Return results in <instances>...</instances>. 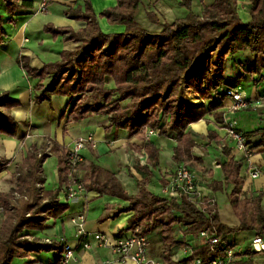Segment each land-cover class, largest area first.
<instances>
[{
  "label": "trees",
  "instance_id": "1",
  "mask_svg": "<svg viewBox=\"0 0 264 264\" xmlns=\"http://www.w3.org/2000/svg\"><path fill=\"white\" fill-rule=\"evenodd\" d=\"M0 1L4 7L3 14L0 13L1 44L4 27L15 25L21 11H27L23 15H32L35 8L33 2ZM251 1L252 19L244 24L238 16L237 0H212L210 5L204 6L201 15L194 13L192 0H181L188 15L171 25L165 24L159 33H151L136 20L141 0H117L116 7L99 17L107 19L111 25L125 26V32L109 35L102 32L98 17L86 2V13L77 16L87 22L84 30L73 32L45 27L46 33L66 35L69 41L80 43L74 51L62 52L60 62L45 64L41 70L33 69L25 58L21 59L26 75L39 80L33 102H50L53 96L73 100L81 96L71 107L68 120L78 123L91 116L108 117L110 128L126 130L128 137L141 140L147 138L148 130L159 131L163 137L177 139L174 160L187 165L186 157H191L194 146L192 135L187 132L190 125L204 120L212 112L217 123H224L220 110L224 101L231 98L230 92L241 89V85L254 76H264V0ZM239 53L247 57L245 70L228 71V63ZM112 83L113 87L109 88ZM185 89L193 92L198 102L188 99ZM89 94L94 96L91 102ZM12 106H19V102L9 93L0 95V135L16 137L19 133V124L5 114ZM241 135L245 142L259 136L256 147L264 146V130ZM208 137L219 142L214 132H209ZM41 148L36 144L30 146L27 156L17 165L16 187L9 193H0L5 216L0 228V264H13L15 259L28 258L30 253L56 249L54 243H39L28 235L22 236L27 231H43L48 221L59 219L68 210V205L59 201V194L67 184V150L55 142L51 143L50 153ZM145 151L148 164L156 168L160 150L154 142L148 141ZM231 151L227 145L223 147L225 156L229 157ZM50 154L58 158L59 186L55 190L44 187L43 166ZM0 162L1 165L9 163L2 159ZM242 166L234 160L221 166L224 184L233 186L228 200L241 222L233 229L221 223L217 208L207 202L198 207L186 197L163 198L149 192L143 184L139 185L138 194L128 195L114 174L99 166H90L85 186L87 190L128 201L129 208L119 212L133 213L127 232L140 228L143 235L148 236L157 230L165 248L166 264H195L197 260L206 264L214 258L216 250L234 249L228 238L235 233L255 231L264 238V210L257 208L258 200L240 198ZM216 186L221 189L222 184ZM180 225L187 227V233L198 237L203 229L213 227L220 244L202 245L189 257L175 263L171 259L173 251L187 245L176 237L175 231Z\"/></svg>",
  "mask_w": 264,
  "mask_h": 264
},
{
  "label": "crops",
  "instance_id": "2",
  "mask_svg": "<svg viewBox=\"0 0 264 264\" xmlns=\"http://www.w3.org/2000/svg\"><path fill=\"white\" fill-rule=\"evenodd\" d=\"M33 2L34 14H39V19L46 26L54 29H70L73 32L84 30L87 22L77 19L86 13V2L94 14L98 17V24L102 32L109 34H122L125 32L123 25H111L107 19L100 18L104 11L117 6V0H20ZM45 3L46 9L41 11V5ZM212 0H192L193 11L201 15L204 6H208ZM251 0H237V12L240 21L244 24L251 22L249 8ZM3 4L0 1V13L3 14ZM27 11H21L15 25L4 27L5 36L0 44V90L13 88L9 93L11 98L19 102V106L28 109V118L19 124V133L16 137L0 135V160H8L9 163L0 166V193H7L16 187V181L11 179L16 172L17 165L21 164L27 156L32 144L38 147L46 142L47 147L55 142L67 149L71 143L79 138L94 135L96 147H87L83 151L84 162L78 173L81 180L88 183L91 173L90 166L95 165L114 174L128 195H136L139 185L156 196L168 199H179L177 193L169 191L164 193V188L169 184L175 171L181 165L174 160V149L177 146L176 138H166L160 134L141 140L136 137H128L126 130L110 128L108 117L91 116L78 123L67 119V115L74 104V100L65 96H53L50 102L42 104L34 103L35 88L39 83L26 75L21 66V59L35 70L43 69L45 64L61 61V53L74 51L80 43L69 41L66 35L53 36L42 30H33L24 22L32 15H23ZM188 10L181 6V0H141L136 15V20L141 27L151 33H159L165 24H173L176 20L184 19ZM248 64L245 54L239 53L230 62L231 70L244 71ZM233 72V71H231ZM230 72V73H231ZM241 85L248 98L249 107L240 111L231 109L233 102L227 98L220 112L224 114V123H217L214 113L207 115L204 120L190 125V132L194 141L191 149V157H186L187 165L199 174V191L203 201L214 204L218 210L221 223L227 228L233 229L240 226L241 222L235 215L228 194L233 190L232 185L224 184L225 178L221 166L230 160L242 163L240 186V198L256 199L260 210H264V146L256 147L260 137L246 139V145L252 150V155L247 157L242 151L235 148L233 141L228 139V128L233 126L241 134H248L258 130H264V76H254ZM50 78L46 80L47 85ZM17 85H19L17 87ZM21 97V98H18ZM209 132H214L219 142L210 139ZM26 140V137H29ZM26 141V142H25ZM148 141L155 143L160 150L159 164L156 168L148 164V155L145 147ZM231 148L230 156L223 153V147ZM26 148V150H24ZM48 162H53L48 172L45 168ZM55 164V166H54ZM57 158L50 154L44 163L46 182L45 189H56L59 183ZM15 170V171H14ZM258 170L261 175L257 179L251 177V172ZM51 176V181L50 177ZM9 179V180H8ZM215 184H222L217 189ZM88 198L77 199L67 203L64 197L59 196V201L68 205L67 212L57 220L51 219L43 231H27L26 234L39 243L52 240L55 250L51 252L30 253L28 258L19 259L20 264H56L60 256V250L65 246L75 248L76 262L74 264H102L111 261L112 264H134L132 262L119 263L113 252L115 241L122 232L127 233L132 212L120 211L129 208V202L118 197L100 194L97 191L87 190ZM60 194H64L62 191ZM1 209V208H0ZM86 212V230L89 233L88 242L90 249L79 246L75 227L70 219ZM2 217V218H1ZM0 220H3L0 211ZM187 227L180 225L175 234L186 242L185 247L192 251L203 245L197 234L187 233ZM106 236L107 242L99 245L96 235ZM258 234L255 231H242L228 238V243L234 247L235 260L233 264H264V252L256 254L252 250V241ZM150 258L166 264L163 260L165 248L160 241L157 230L148 234ZM173 251L172 261L179 263L184 258L183 248ZM249 252V255L245 253ZM175 256H181L178 261Z\"/></svg>",
  "mask_w": 264,
  "mask_h": 264
},
{
  "label": "built area",
  "instance_id": "3",
  "mask_svg": "<svg viewBox=\"0 0 264 264\" xmlns=\"http://www.w3.org/2000/svg\"><path fill=\"white\" fill-rule=\"evenodd\" d=\"M46 9V4L41 5V11ZM233 105L231 109L233 111H240L249 107V102L246 93L239 89L230 92ZM264 100V99H263ZM228 139L233 141L235 148L238 151H242L247 157L252 155V152L246 145V142L242 135L230 126L228 128ZM160 134L159 131L148 130L147 136L151 137ZM96 147V140L93 134H89L86 137L79 138L71 143L67 148L66 167L68 170L67 184L63 186L64 198L67 203L73 202L77 199H87L88 192L85 183L81 180L78 173L84 162L83 151L87 147ZM251 177L257 179L261 173L258 170L251 172ZM200 178L199 174L189 168L187 165H180L174 173V176L170 180L169 184L164 188V193L169 191L175 192L180 197H186L189 202L200 207L205 202L203 196L199 191ZM214 206V204H211ZM2 211V209H0ZM86 212H82L79 215L70 219V223L75 227L77 237L79 238V246L84 249H90L91 244L88 242L89 233L86 230ZM199 238L203 245H216L220 244V237L218 232L213 227H207L199 233ZM96 241L99 245H103L107 242L106 236L101 234L96 235ZM45 243L52 244V240H46ZM149 239L146 235H143L140 228H135L130 232H122L118 235L113 252L116 256V260L119 263L132 262L134 264H161L160 261L152 259L148 255ZM252 250L255 253L264 252V238L257 235L252 241ZM192 249L189 247L183 248V258H187L192 254ZM214 258L206 264H233L235 260V252L233 249L216 250ZM181 256H175V260ZM75 248L65 246L61 254V259L57 264H74ZM102 264H112L111 261H106ZM195 264H205L200 260H197Z\"/></svg>",
  "mask_w": 264,
  "mask_h": 264
},
{
  "label": "clouds",
  "instance_id": "4",
  "mask_svg": "<svg viewBox=\"0 0 264 264\" xmlns=\"http://www.w3.org/2000/svg\"><path fill=\"white\" fill-rule=\"evenodd\" d=\"M29 27L33 30H42L45 27L43 21L39 19V14H34L29 20L24 22L22 27ZM19 85H17L18 87ZM14 91L13 88H9L6 90H0V95L5 94V92H12ZM18 98H21L18 96ZM5 114L9 115V117L16 122L17 124H21L28 118V109H24L22 106H12L10 112H6Z\"/></svg>",
  "mask_w": 264,
  "mask_h": 264
},
{
  "label": "rangeland",
  "instance_id": "5",
  "mask_svg": "<svg viewBox=\"0 0 264 264\" xmlns=\"http://www.w3.org/2000/svg\"><path fill=\"white\" fill-rule=\"evenodd\" d=\"M229 70H231V65L229 66V68H228V71ZM109 86V85H108ZM113 87V83H112V85L109 87V88H112ZM184 93H185V95H186V97L188 98V99H190V100H197V99H194V98H196L195 97V95L193 94V92H191V91H188L187 89H185L184 90ZM89 96V97H88ZM87 97L89 98V100H90V102H91V100H92V98L94 97L93 95H91V94H89V95H87ZM79 98H81V96H78L74 101L76 102L77 101V99H79ZM74 102V103H75ZM197 102H198V100H197ZM126 104H123V106H125ZM67 117H68V115H67ZM87 118H89V117H87ZM30 138V136L29 137H26V140L27 139H29ZM26 142V141H25ZM40 147H43V149L41 148V151H44V152H47V153H50V148H51V146H49V147H47V145H46V142H43L42 143V145L40 146ZM65 149V148H64ZM24 150H26V148H24ZM65 150H67V149H65ZM29 152V151H28ZM56 157V156H55ZM57 158V157H56ZM2 160H4V159H2ZM8 161V160H7ZM57 163H58V158H57ZM0 166H3V165H1V162H0ZM50 166H53V162H48V166L45 168L48 172L50 171ZM54 166H55V164H54ZM58 167V166H57ZM15 171V170H14ZM15 174V173H14ZM50 178V181H51V176H49ZM11 179L13 180V181H16V179L14 178V175H12V177H11ZM9 180V179H8ZM59 184V183H58ZM59 186V185H58ZM58 188V187H57ZM56 188V189H57ZM14 189V188H13ZM48 190H55V189H48ZM11 191V190H10ZM9 191V192H10ZM9 192H7V193H9ZM59 196L60 197H64V195L63 194H59ZM16 198H20V197H18V196H16ZM0 208H2L1 206H0ZM2 215H3V213H2ZM3 217H4V219L3 220H0V228H1V226H2V224H3V221H5V216L3 215ZM2 218V217H1ZM0 218V219H1ZM23 235H27L26 234V232L25 233H23L22 234V236ZM29 236V235H28ZM13 264H20V262H19V259H15L14 260V262H13Z\"/></svg>",
  "mask_w": 264,
  "mask_h": 264
}]
</instances>
